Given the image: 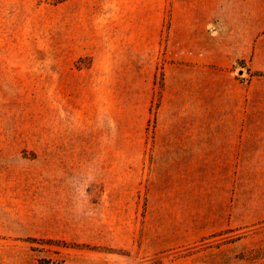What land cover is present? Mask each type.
Instances as JSON below:
<instances>
[{
  "label": "rangeland",
  "instance_id": "rangeland-1",
  "mask_svg": "<svg viewBox=\"0 0 264 264\" xmlns=\"http://www.w3.org/2000/svg\"><path fill=\"white\" fill-rule=\"evenodd\" d=\"M0 264H264V0H0Z\"/></svg>",
  "mask_w": 264,
  "mask_h": 264
},
{
  "label": "trees",
  "instance_id": "trees-1",
  "mask_svg": "<svg viewBox=\"0 0 264 264\" xmlns=\"http://www.w3.org/2000/svg\"><path fill=\"white\" fill-rule=\"evenodd\" d=\"M48 1H50L52 3H59V2H62L64 0H48ZM29 240H33V239H29Z\"/></svg>",
  "mask_w": 264,
  "mask_h": 264
},
{
  "label": "water",
  "instance_id": "water-1",
  "mask_svg": "<svg viewBox=\"0 0 264 264\" xmlns=\"http://www.w3.org/2000/svg\"><path fill=\"white\" fill-rule=\"evenodd\" d=\"M240 72H242V70H240Z\"/></svg>",
  "mask_w": 264,
  "mask_h": 264
}]
</instances>
